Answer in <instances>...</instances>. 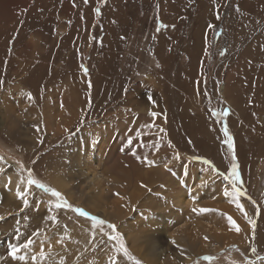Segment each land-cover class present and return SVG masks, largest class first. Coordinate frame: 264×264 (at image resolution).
<instances>
[{
    "label": "rangeland",
    "instance_id": "obj_1",
    "mask_svg": "<svg viewBox=\"0 0 264 264\" xmlns=\"http://www.w3.org/2000/svg\"><path fill=\"white\" fill-rule=\"evenodd\" d=\"M13 5L17 18L6 23L2 22L6 14L0 5V178H7L0 186V264H111V258L117 264H132L115 251V242L108 240V223L116 226L129 252L141 264L149 263L133 250L136 244L143 246L145 254L154 245L157 264H262L264 106L258 103L259 112L253 117L248 114L253 102L248 104L249 111L232 114L221 88L226 87L228 96L235 95L236 84L249 70L258 84L264 81V0H216L215 4L212 0H14ZM157 22L165 26L159 32ZM208 24L214 28L209 29ZM4 34L10 35L8 40ZM241 60L253 64L252 70L249 65L242 66ZM81 65L88 69L87 74ZM55 90L58 93L53 95ZM29 92L31 100L26 96ZM157 105L160 114L150 116ZM223 109L228 110L227 116L214 114ZM155 119H160L159 130L163 132L159 140L161 163L154 165L165 169L167 175L161 171L160 184L145 187L144 204L137 200L135 206L129 204L136 208L130 207L127 215L136 232L133 236L123 221L111 216L116 204L131 200L128 186L135 179L134 167L151 169L144 158L152 160L156 138L149 133L140 144L135 132L150 127ZM233 121L238 125L231 129ZM224 125L241 155L237 154V164L247 196L241 197L240 203L256 222L254 238L244 214L234 211V203L223 194L225 189L231 190L230 181L223 179L231 163L228 149L221 143ZM190 139L195 144L206 142L214 151L219 149L218 162L222 163L215 165L210 160L206 165L217 167L221 175L214 174V180L202 187L196 197L201 199L199 206L208 203L204 208L209 209L212 204L213 210L231 206L233 210L225 216L239 219L248 232L244 238L216 243L213 232L217 236L228 233L213 222L216 219L189 217L186 221L184 215L179 223L167 217L171 210L167 187L173 180L180 183L177 187L187 186L192 182L188 177L196 174L192 165H205L203 161L208 159L205 146L197 150L188 145L192 144ZM177 154L180 159H175ZM185 165L192 169L188 177L176 174ZM29 178L59 191L72 207L55 208V198L35 186L30 187L25 206L16 192ZM16 179L19 182L11 193ZM113 181L116 189L108 193ZM120 189L127 194L122 196ZM92 196L99 200L95 209L89 206ZM212 196H218L217 201ZM75 208L106 223L96 224L72 210ZM158 216L160 221L169 222L167 229L166 224H157ZM202 226L210 229L211 238L198 233ZM188 233L194 236L191 243L184 239ZM175 235L179 237L173 243L171 236ZM221 236L219 239L224 238ZM29 239L33 245L19 252L26 259H13L12 247L19 248ZM178 242L190 247H181ZM205 256L213 259L204 260Z\"/></svg>",
    "mask_w": 264,
    "mask_h": 264
},
{
    "label": "bare ground",
    "instance_id": "obj_2",
    "mask_svg": "<svg viewBox=\"0 0 264 264\" xmlns=\"http://www.w3.org/2000/svg\"><path fill=\"white\" fill-rule=\"evenodd\" d=\"M13 1L14 0H0V5H2L3 6V8H4V10H5V20L4 21H2L3 23H6V20L8 21V22H10L11 21V19H15V17L17 18V16H16V14L18 13V11L15 9V7H14V5H13ZM9 24V23H8ZM13 26V25H12ZM4 27V26H3ZM5 27H7V26H5ZM5 30V29H4ZM5 32V31H4ZM3 32V33H4ZM7 32V31H6ZM5 35V34H4ZM3 35V36H4ZM9 35V34H8ZM8 35H5L4 36V39H6V40H8V38H9V36ZM12 37V36H11ZM251 46V45H250ZM254 46H256V45H254ZM251 47H253V46H251ZM255 48V47H254ZM252 50V49H251ZM248 51H250L249 49H248ZM246 52V51H245ZM247 54V53H246ZM244 57V56H243ZM246 59V58H245ZM244 59V60H245ZM250 58H248V60H249ZM242 60H243V58H242ZM242 60L241 61H238V62H242ZM247 60V59H246ZM247 60V61H248ZM252 60L254 61V59L252 58ZM249 62H250V60H249ZM252 62V61H251ZM239 64V63H238ZM243 64H244V62H242L241 63V65L243 66ZM245 66V68L248 66L249 67V69H251L252 70V67H253V64H251V63H245L244 64ZM242 68V67H241ZM245 68H243V70L245 69ZM246 71H247V69H246ZM264 77V76H263ZM236 78V77H235ZM235 78H234V80H235ZM258 78V77H257ZM260 78V77H259ZM242 79V80H241ZM241 81H240V83H238V84H236V86H235V88L237 87V93L235 94V95H232V96H228L227 94H226V87L225 86H223L221 89L223 90V91H221V95H222V97H223V99H224V101H225V105H228L231 109V112L230 113H232V114H235L236 112L239 114V115H241L242 114V111H243V109H244V111H249L250 109H249V105L248 104H251L252 102L254 103V104H252V105H254V107H251V111H249L248 112V114H250V116H254V115H256L259 111H257L260 107L259 106H257L258 105V103L261 105V104H263V106H264V81H263V83L261 82V84H258L259 82H258V79L256 80L255 78H254V76H253V71H247V73H246V75L244 76V77H241ZM261 79V78H260ZM237 80H239V79H237ZM262 80V79H261ZM236 81V80H235ZM19 93V92H18ZM58 93V91H54V94L53 95H55V94H57ZM258 96V97H257ZM256 97L258 98V99H256ZM7 102V101H6ZM237 106L239 107L240 106V109L239 110H237ZM249 109V110H248ZM150 111H152V109H150ZM154 112H156V113H158V114H160V106L158 107V105H157V109H154L153 110ZM261 111H263L264 112V108L261 110ZM120 115H123V114H120ZM167 115V114H166ZM145 119H146V117H144ZM170 119V118H169ZM171 120V119H170ZM170 120H168V121H170ZM172 122V121H171ZM175 123H176V121H175ZM207 124V123H206ZM205 124V125H206ZM203 125V124H202ZM201 125V126H202ZM205 125H204V127H205ZM237 125H238V123L236 122V121H233L232 123H231V126H230V128L232 127V128H236L237 127ZM154 126L156 127V128H154ZM159 127H160V119H155V120H153V123H151V126L150 127H147V128H141L143 131L141 132V131H137V132H135L136 133V139H137V142L138 143H140L141 144V142H142V144H144L145 142H144V140L146 139V137H148L149 136V133H152V135H154L155 136V138H156V145H157V143L159 142V145H160V130H159ZM171 127V126H170ZM203 127V126H202ZM204 127H203V129H204ZM172 128V127H171ZM174 128V127H173ZM206 128V127H205ZM231 128V129H232ZM203 131V130H202ZM207 131H208V129H207ZM174 133V132H173ZM173 133L171 134V136H173ZM206 134H208V133H206ZM13 135V133H11V136ZM168 136V135H167ZM140 137L142 138V140L140 141ZM170 137V136H169ZM175 137V136H174ZM176 137H178V140L180 139V137L179 136H176ZM151 138V137H150ZM175 139V138H174ZM235 139H236V142H238V140H239V135L237 134V132L235 133ZM178 140H176V143H178L177 141ZM153 141V140H152ZM154 141H155V139H154ZM180 142V141H179ZM185 142H187L188 143V141H185ZM215 142H216V140H215ZM189 143H192L191 145L190 144H188L189 146H194V147H196L197 148V150L198 149H200V150H202L203 148H202V146H205V148H204V150L203 151H205L206 150V152L207 153H205V155L208 157V159L209 160H211L215 165H221L218 161L219 160H221V158L219 157V154L217 153V152H219V149H218V151H214V149L213 148H209L210 146V144H208V143H206V142H204V143H201V142H197L196 144H195V140H193V139H190L189 140ZM217 144V143H216ZM186 145V144H185ZM209 146V147H208ZM262 146H263V144H261V148H262ZM190 147V148H191ZM202 149H201V148ZM207 147V148H206ZM214 147V146H213ZM90 148V145H88V146H86V148L84 149V151L85 150H87V149H89ZM192 149H194V148H192ZM216 149V148H215ZM164 151V150H163ZM196 151V150H195ZM259 152H261V150L259 149L258 150ZM200 152V151H199ZM237 154H238V156L241 158V155H240V153L239 152H237ZM201 155H202V153H201ZM259 155V154H258ZM151 156H153V158H152V160L154 161V162H156V163H154V164H156L157 166H158V164H160L161 162H160V147H159V149H157V148H155L153 151H152V153H151ZM250 158H253L252 157V154H250V156H249ZM149 159H151L150 157H149ZM243 159H244V157H243ZM177 161H179V160H177ZM252 161V160H251ZM174 163H175V161H173ZM173 163V164H174ZM145 164V163H144ZM172 164V163H171ZM156 165H154V166H150V170L149 169H147V167L145 168V167H143V166H141V169L140 168H138L137 169V167H134V169L133 170H136V171H134V173H133V175L135 176V179H133V183H130V185L128 186V190H129V193H128V195L129 196H131V200H129L128 198L126 199V200H124V201H122V203H120V204H116V206H115V209H114V213H113V215L111 216V218L113 219V220H115V221H123L124 222V224L125 225H127L126 227L127 228H129L130 230H131V234L134 236L135 234L134 233H136L135 231H134V227L133 226H131L128 222H127V220L129 219L128 217H127V215L131 212V208L132 207H134L135 205H136V203H133L134 201H139L140 203H141V201H143V204L145 203L144 201V199H142V196H143V193L144 192H146V188H148V187H150V186H152V185H154V186H158L157 185V183L158 184H160L158 181H157V179H158V176H160L161 175V171L162 172H164L166 175H167V173H166V170L165 169H160V166L159 167H157ZM163 165V164H162ZM176 165L177 164H174V168L176 167ZM149 166V165H148ZM155 166L157 167V168H155ZM186 166V167H185ZM185 166H181V167H179V170H177V171H179L178 173H176V174H178V175H184L185 177H188V173H190L191 172V170L192 169H190L189 168V165H185ZM192 167L194 168V170L196 171V174H192L191 176H189L188 178H189V180L190 181H192L191 183H187V186H180V187H177L180 183L178 182V181H174L173 180V182L171 183V185H169L168 187H167V189L169 188V193L167 194V196L170 198V202H169V205H170V207H169V210H170V208H171V210H170V212L167 214V215H169V216H167V217H169L170 218V221L171 220H178V222H179V220L181 221L183 218H184V215L186 216L185 218H187L186 219V221L188 220L189 221V217H191V219L192 220H194V219H199V220H201V218L203 217L204 219H205V217H206V219L208 220H210L211 218H213V219H216V220H213V222L216 224V225H219V226H222L224 229H226L227 231H228V233H227V235H223V236H221L222 234H220V236H221V238L222 237H224V238H222V239H219V234H218V236H217V234H215L214 232L212 233V234H214V236H212V241H215L216 243H220L223 239H227V240H229V241H236V240H240L241 238H244L247 234H248V232L246 231V230H244V229H242V225L240 224V221H238L237 219H236V224L239 226V228H240V231L239 232H237V231H235V229H232L231 228V226H230V224H229V221L227 220V216H225L226 214L228 215V210H233V208H235L234 209V211H236V210H238L237 208H236V206H235V203H234V206H233V208L231 207V206H228V207H226V206H220L219 208H216L215 207V209H217V210H215V211H210V212H204V213H201L200 211H199V209L201 208L199 205H202V202H201V199H200V201H199V199H196V197H199L200 196V193H201V190H202V187H204L210 180H214L213 179V177H214V173H212L211 171H210V169L212 168H210V167H206V165H202V164H199V165H195V166H193L192 165ZM253 166H251V168H252ZM182 168L184 169L183 171H182ZM167 169V168H166ZM175 170V169H174ZM248 171V169H244V172H247ZM163 173V174H164ZM171 173H173V172H171ZM187 173V174H186ZM210 177H211V179H210ZM144 178H146V181L147 182H145L144 181ZM173 179H174V177H173ZM184 180V179H183ZM9 181V180H8ZM202 181H208L206 184H204L203 186H201V184H202ZM18 182H19V180L18 179H16V181H15V184L13 185V188H12V191H11V193H13V189L15 188V186H16V184H18ZM5 183H7V178H5V177H3V178H0V186L1 185H3V184H5ZM101 183V186H100V188H101V190L102 191H104V184H103V182L101 181L100 182ZM143 183H144V185H143ZM211 184H213V182L211 183ZM220 184V183H219ZM182 185V184H181ZM185 185V184H184ZM218 185V184H217ZM116 186V182L115 181H113L112 183L110 182V188L108 189V193H111V191H112V189L114 188ZM2 187V186H1ZM146 187V188H145ZM214 188H215V185L213 186ZM114 189H116V188H114ZM146 189V190H145ZM154 190V189H153ZM217 190L219 191V188H217ZM211 192V191H210ZM118 193H120L122 196H124V195H126L127 194V190H125V189H120V190H118ZM214 193V192H213ZM215 193H216V191H215ZM220 193H221V190H220ZM223 193V192H222ZM218 194V193H217ZM221 196V195H220ZM159 197V196H158ZM213 198L214 197H216L215 198V200L217 199V197L218 196H212ZM202 198V197H201ZM207 198V197H206ZM220 198V197H219ZM209 199H211V198H209ZM229 199V198H228ZM228 199H227V203H228ZM129 200V201H128ZM161 201V200H160ZM211 203H212V201H214V199L212 200H209ZM217 201V200H216ZM222 201V200H221ZM203 202H205L206 203V201H203ZM167 203V202H166ZM129 204H133L132 206L131 205H129ZM143 204H141L140 206H142ZM160 205V204H159ZM166 205V204H165ZM89 206L91 207V208H93V209H95L96 207H98L99 206V200L97 199V198H95L94 196H92L90 199H89ZM162 206V205H161ZM208 206V203L206 204V206H204L203 205V207L202 208H204V207H207ZM210 206H212V207H209V209H211V208H213V205L211 204ZM131 207V208H130ZM137 207V206H136ZM139 207V206H138ZM226 207V208H225ZM135 208V207H134ZM144 208V207H143ZM160 206H159V208H157L158 210H160ZM167 208H168V205H167ZM196 209L197 211H193V209ZM136 209V208H135ZM145 209V208H144ZM163 210V209H162ZM165 210V209H164ZM168 210V211H169ZM141 211V210H140ZM137 212H138V210H137ZM165 212V211H164ZM136 213V212H135ZM137 214V213H136ZM162 214V213H161ZM200 214V215H199ZM229 214H231V216H232V212L231 213H229ZM234 214V213H233ZM163 215V214H162ZM189 215V216H188ZM165 216V215H164ZM234 216H236V218L237 217H239L238 215H237V213L234 215ZM136 217V216H135ZM163 217V216H162ZM158 218H159V220L158 219H156V222H157V224L158 223H162V225L164 226L165 224V227L164 228H166L167 229V227L169 226L167 223H169V222H167V221H160V217L158 216ZM173 218V219H172ZM190 219V220H191ZM198 220V221H199ZM203 220V219H202ZM197 221V222H198ZM147 222V221H146ZM173 222V221H172ZM175 222L176 221H174V224H175ZM184 222V221H183ZM193 222V221H192ZM196 222V221H195ZM260 222H261V220L260 221H258V227H260ZM180 223V222H179ZM146 224V223H145ZM194 224V223H193ZM131 227H130V226ZM144 225V224H143ZM180 225V224H179ZM122 226H123V224H122ZM171 227H173V225L171 226ZM183 229V228H182ZM184 229H186L185 227H184ZM174 230V229H173ZM183 231V230H182ZM162 232H163V230H162ZM166 232H168V231H166ZM185 232V231H184ZM183 232V233H184ZM186 232H188L187 230H186ZM198 233H200V235L202 236V235H206V236H208V237H210L211 238V233H210V229H208V228H205V227H200V228H198ZM188 235H189V233H188ZM172 236H174V235H172ZM171 236V241H178V237H177V235H175L176 237H172ZM191 234L189 235V236H187V237H185L184 239L187 241V242H189V243H191L192 241H191ZM192 237H194V236H192ZM213 238H217V239H214L213 240ZM183 239V238H182ZM183 239V240H184ZM137 241L136 240H134L133 241V243H136ZM145 243V242H144ZM154 244H155V242H154ZM176 244H177V242H176ZM183 243H181V244H179V242H178V245L179 246H181V247H185L186 249H188V247H190V246H183L182 245ZM137 246L136 247H134L133 248V250L136 252V254L139 256V258L141 259V260H143V261H145V262H147V263H149V264H157V258H158V255H154V251L156 250V248H155V246L153 245V247H152V249H151V251L149 252V253H144V252H142L141 251V249H142V247L143 246H140V244H136ZM139 245V246H138ZM144 245V244H143ZM188 245V244H187ZM192 245H194L195 246V244H193L192 243ZM147 246V245H146ZM149 246H151V245H149ZM192 247V246H191ZM148 247H146V249H147ZM179 249H180V247H178Z\"/></svg>",
    "mask_w": 264,
    "mask_h": 264
},
{
    "label": "snow or ice",
    "instance_id": "obj_3",
    "mask_svg": "<svg viewBox=\"0 0 264 264\" xmlns=\"http://www.w3.org/2000/svg\"><path fill=\"white\" fill-rule=\"evenodd\" d=\"M85 2L87 3V0H85ZM213 4H215L216 0H212ZM237 11H239V9H237ZM97 14L99 13V9H96ZM216 19L219 20L220 16L219 14L216 15ZM162 27H165L164 25L160 24L159 22H157V28L156 31L159 32L160 29ZM207 27L209 29L214 28L213 24H208ZM205 55H207V49H205ZM221 55H223V53H221ZM157 67H159V65H157ZM81 70L87 74L88 69L85 68L83 65H81ZM205 95H207V93H204ZM27 98L29 100L32 99V94L29 92L26 94ZM215 115H222V116H227L228 115V110L227 109H223L221 112L216 113L214 111ZM150 116H156L155 112H150L149 113ZM161 132H163V129L160 130ZM221 131L223 132V139L221 141L222 144L226 145L227 149H228V153L231 156V163L230 166H228L226 174H223V179L230 181L231 184V190L225 189L224 190V196L225 197H229L230 198V202L231 203H235L236 208L241 211L244 216L245 219L248 220L249 225L251 226L252 230H253V238L255 236V225L256 222L254 219H252L251 217L248 216V214L245 212L244 210V206L240 203V198L241 197H246L247 193L243 190L242 188V181H241V173L237 164V152L235 150V145H234V141H233V137L232 135H230L228 127L226 125L222 126ZM129 143H132V141H129ZM171 146V145H169ZM157 149H159L160 145L159 142L156 145ZM133 155H135V152H133ZM137 159H141V157L137 156ZM175 159H180L179 154H177L175 156ZM144 162L146 164H148L149 166H154V161L152 160H148L146 157L144 158ZM203 163L205 165H209L211 163L210 160L205 159L203 161ZM165 167L167 168V165H165ZM186 167V166H185ZM210 171L216 175H221V173L219 172L217 167H212L210 169ZM187 174V173H186ZM32 175V170L29 169V177H31ZM211 179V177H210ZM208 181H202L201 186H203L204 184H206ZM31 186H35L36 189H41L46 193H50L51 197L55 198V208L57 209H61V208H71L72 206L63 198L62 194L50 187H45V185L43 183H41L39 180L33 179V178H29L27 179V185L22 189V190H17L16 192V196L20 199L23 200V203L25 206L28 205L29 201L27 199V194L29 192V189ZM254 205L256 204L255 201L252 202ZM73 211L77 212L80 216L83 217H88L89 219H91L94 223L96 224H100V225H104L106 222L102 219H98L96 216H89V213L86 211H83L80 208H75L72 209ZM193 211H197L195 208L193 209ZM199 211L201 213L204 212H209V211H215L213 209H208V208H200ZM227 220L229 221V224L231 226L232 229H235V231L239 232L240 228L239 226L236 224V222L232 219V217L228 216ZM108 229L111 230V233L108 235V240L109 241H113L115 242V251L117 253H121L122 256L124 258H126V260L131 261L132 264H141V262L139 260H137L135 257H133L131 255V253L129 252L128 248L125 245L124 242V238L123 236L117 231V228L115 225L108 223L107 224ZM33 235H36V233H33ZM34 241L29 239L27 243L22 244L19 248L16 246H13L10 252V256L13 259H17L20 261H24L26 259L25 256L23 255H19V252L23 249V250H27L30 248L31 245H33ZM173 243H175L173 241ZM252 252L255 253L256 249L252 248ZM259 258V257H258ZM32 261L35 262L37 260V257L35 255H33L31 257ZM40 259L43 260L44 259V254L43 252H41L40 254ZM204 260H211L213 259L210 256H205L203 257ZM262 260V264H264V258H259ZM111 264H117L116 260L114 258H111Z\"/></svg>",
    "mask_w": 264,
    "mask_h": 264
}]
</instances>
